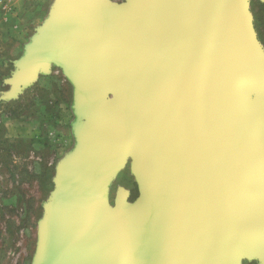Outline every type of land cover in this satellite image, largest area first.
Instances as JSON below:
<instances>
[{"label":"water","instance_id":"water-1","mask_svg":"<svg viewBox=\"0 0 264 264\" xmlns=\"http://www.w3.org/2000/svg\"><path fill=\"white\" fill-rule=\"evenodd\" d=\"M264 3V0H260ZM13 92L75 84L35 264H264V49L249 0H55ZM130 161L138 196L108 185Z\"/></svg>","mask_w":264,"mask_h":264},{"label":"rangeland","instance_id":"rangeland-1","mask_svg":"<svg viewBox=\"0 0 264 264\" xmlns=\"http://www.w3.org/2000/svg\"><path fill=\"white\" fill-rule=\"evenodd\" d=\"M50 3L52 6V0H0V264L36 263L39 222L54 189L56 170L73 161L78 150L75 126L81 115L76 107L77 86L58 67L51 64L32 83L20 86L18 92L12 90L11 80L21 69L16 64L31 50ZM249 5L264 49V3L249 0ZM41 106L43 110H37ZM42 114L52 124L40 128L51 127L52 136L41 132L42 143L32 150L31 123L36 124ZM135 188L128 161L108 185L109 203L114 204L120 189L133 202L138 196ZM248 261L263 264L259 259Z\"/></svg>","mask_w":264,"mask_h":264},{"label":"crops","instance_id":"crops-1","mask_svg":"<svg viewBox=\"0 0 264 264\" xmlns=\"http://www.w3.org/2000/svg\"><path fill=\"white\" fill-rule=\"evenodd\" d=\"M111 1L120 3L123 0H111ZM55 5H56L55 0H52V6H51V3H50V5L48 7L47 15L45 16L44 21L41 24V27L39 28V30L45 28L46 25L51 22V19H53L54 17H56L57 14H56V10H55ZM39 30H38V33H39ZM38 108H40V106H38ZM37 110H43L42 106H41V109H37ZM44 115L45 114H42L41 117H37L36 118V124L33 125L31 123V149L32 150H33V148L35 149L36 146H38V144H39L38 142L39 141H41V143H42V140L39 138V135H40L41 132L47 131L48 132V135L52 136L51 135L52 132H50L51 127H48V128H45V127L40 128L41 127L40 125L46 126V124H52L47 119V117H43ZM42 119H43V122L40 124L39 120H42ZM59 123H61V122L59 121ZM45 140L46 139L43 138V142H46ZM48 141L49 140H47V142ZM50 179H51V176H50ZM241 264H242V262H241Z\"/></svg>","mask_w":264,"mask_h":264},{"label":"flooded vegetation","instance_id":"flooded-vegetation-1","mask_svg":"<svg viewBox=\"0 0 264 264\" xmlns=\"http://www.w3.org/2000/svg\"><path fill=\"white\" fill-rule=\"evenodd\" d=\"M137 194H138V187L136 185V188H135ZM242 264H260L259 262L257 261H248V260H245V261H242Z\"/></svg>","mask_w":264,"mask_h":264}]
</instances>
